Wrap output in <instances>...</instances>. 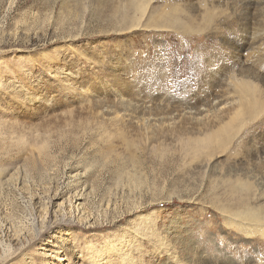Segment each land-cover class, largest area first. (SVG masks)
I'll use <instances>...</instances> for the list:
<instances>
[{
	"label": "rangeland",
	"instance_id": "374dc122",
	"mask_svg": "<svg viewBox=\"0 0 264 264\" xmlns=\"http://www.w3.org/2000/svg\"><path fill=\"white\" fill-rule=\"evenodd\" d=\"M263 217L264 0H0V264H264Z\"/></svg>",
	"mask_w": 264,
	"mask_h": 264
},
{
	"label": "bare ground",
	"instance_id": "6f19581e",
	"mask_svg": "<svg viewBox=\"0 0 264 264\" xmlns=\"http://www.w3.org/2000/svg\"><path fill=\"white\" fill-rule=\"evenodd\" d=\"M139 8V7H138ZM8 179V178H7ZM6 179V180H7ZM263 191V190H262ZM79 196V195H78ZM79 199V197H77L76 199H75V202L77 201ZM258 212L257 211H255V210H252V209H248V208H243V209H241V210H238V211H236L235 212V214H236V216L237 217H239V218H244V219H247V220H250V221H255L256 220V217H253L252 215H254V214H257ZM250 216H252V217H250ZM261 219V218H260ZM259 220V219H258ZM259 222H263L262 224H264V217L262 218V220L260 221L259 220ZM251 223V222H250ZM257 224V223H256ZM255 224V225H256ZM261 224V223H260ZM259 224V225H260ZM257 226H258V224H257ZM264 232V231H263ZM12 236V235H11ZM96 263V262H95Z\"/></svg>",
	"mask_w": 264,
	"mask_h": 264
}]
</instances>
